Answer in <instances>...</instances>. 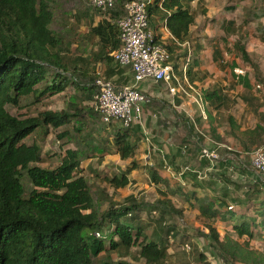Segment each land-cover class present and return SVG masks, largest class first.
Returning a JSON list of instances; mask_svg holds the SVG:
<instances>
[{"label": "trees", "instance_id": "16d2710c", "mask_svg": "<svg viewBox=\"0 0 264 264\" xmlns=\"http://www.w3.org/2000/svg\"><path fill=\"white\" fill-rule=\"evenodd\" d=\"M124 1L114 0L113 8L106 14L109 20L124 15ZM88 3L90 5L89 0ZM226 9L234 10V7ZM146 10L149 23L152 14L164 11L159 20L164 21L174 40L179 43L186 40L190 44L188 60V49H181L174 40L165 43V47L176 72L181 62L187 63L186 75L189 83L194 85L193 78L198 76L193 71L197 62L194 52H199L201 46L197 45L196 38H189L195 18L190 0H151ZM257 13L252 12L250 21L264 16V8ZM109 20L96 26L89 25L85 34V40L96 45L95 51H91V60L104 62L109 67L107 73L101 74L88 67L86 58L61 54L62 38L50 28L53 21L50 0H0V264H94L93 260L107 249L129 254L132 247H137L136 256L144 264H166L171 241L181 233L178 220L182 221L184 210L175 207L168 196L178 195L189 200L194 199L195 194L184 192L176 185L170 187L165 177L151 174L154 183L164 187L163 191L157 192L159 197L155 201L146 202L129 195L122 202L110 201L101 209L93 202L90 185L83 176L81 158L75 150H64L54 168L38 166L40 148L34 142L26 143V139L39 129L48 133V127L56 129L78 122L80 112L43 111L33 117H17L7 110V106L18 108L24 98L31 97L36 102L69 86L74 92L90 94L93 98L97 91L96 79H110L116 69L109 53L117 48L118 38L111 49L107 47L108 33L115 36L117 30ZM257 28H264V24H258ZM237 29L232 20L221 23L222 31L236 33ZM153 42H159L156 35ZM224 50L253 66L252 79L257 80L256 86L262 83L261 74L255 71L256 65L250 62L243 45L235 42L231 49L224 46ZM212 61L221 70L229 71L227 89L214 83L201 90L202 100L216 111L227 112L224 117L229 131L238 132L237 139L244 149L263 147L264 114L260 111L263 105L254 93L250 74L236 73L238 64L224 62L216 46L212 47ZM204 77L199 76V80ZM230 92H235V96L232 97ZM238 100L245 107L241 119L249 112L257 118L253 128L239 131V125L229 112ZM71 107L77 109L74 105ZM107 125L111 126V144L106 140L107 147L115 150L121 160L128 159L139 147L140 128L138 125L122 127L114 121ZM73 131L78 132L79 128L74 125ZM69 136V132L64 131L58 137ZM135 169L131 161L119 176L101 178L112 189H123ZM248 188L250 192L242 199H232V204L225 201H214V204L213 200L198 203L200 214L208 221L213 223L218 218L234 233L233 237L226 232L219 239V233L211 223L206 224L207 238L224 264H264V184ZM151 226L152 232L147 235L146 230ZM198 235L205 236L202 231ZM254 238L258 245L251 243ZM187 239L188 236L180 235V242ZM197 259L199 264H207L201 253ZM99 264L129 263L106 257Z\"/></svg>", "mask_w": 264, "mask_h": 264}, {"label": "rangeland", "instance_id": "374dc122", "mask_svg": "<svg viewBox=\"0 0 264 264\" xmlns=\"http://www.w3.org/2000/svg\"><path fill=\"white\" fill-rule=\"evenodd\" d=\"M190 7L196 18V26H199L203 20L202 16L206 15L205 25L210 23L208 28V35H204V43L206 47H203V52L199 53V57L203 59V65L205 67L212 66V75H215L212 80L217 82L220 87L224 90L227 89L229 81V71L221 70L213 63L211 59L212 46H216L222 53L224 62L235 61L238 64L236 70L238 74L249 73L250 78L254 84V93L262 101L261 112L264 113V35L262 32L264 28L258 29V24H264V16L258 20L250 21L252 12H259L260 9L264 8V0H232V2L226 3L224 0H190ZM234 7V10H228V7ZM50 7L53 11V21L50 28L62 38V52L63 56H69L70 58L78 56L79 58L88 61L89 53L91 51L90 45L85 40V32L87 27L92 23V17L89 14L94 15L96 12L88 3V0H50ZM226 7V8H225ZM261 16V13H257ZM264 14V13H263ZM232 20L237 29L236 33H228L220 30L222 22ZM198 39V37H196ZM212 40H215V44L212 45ZM238 42L243 45L253 65H256L255 71L260 72V78L262 83L259 86L257 80H253L251 74L253 73V66L247 62H243L237 55H230L224 50V46L229 49L232 48L233 44ZM204 46V44H203ZM96 70L98 67L88 66ZM98 70V69H97ZM100 70V69H99ZM178 72V71H177ZM176 72V74H178ZM201 73V72H200ZM197 77V76H196ZM206 86L210 88L213 83L209 81ZM199 80L196 81L195 85H191L197 92H201L203 87ZM185 86V84H183ZM210 86V87H209ZM188 89V87L186 86ZM232 97L235 96V92H230ZM90 96V97H89ZM147 103L144 106L145 112H149V105L151 103L150 95H146ZM76 106L77 109H72L71 106ZM149 108V109H148ZM7 110L10 114L17 117H33L43 111H65L72 113H81V117L78 122H71L65 126L59 128L48 127V133H44L41 129L35 131L26 139V143H36L40 148V162L38 166L43 168H54L56 167L61 158L64 155V150L70 149L75 150L80 158L83 168V176L88 181L92 194L93 202L97 208H104L111 202H122L127 196L133 195L143 198L146 202L155 201L158 196V191L163 190L160 183L153 181L151 174L154 172L161 177H165V166L159 161L158 156H166L165 152L162 154L156 151L155 146L150 145L152 141L149 139L148 143L145 142V147L134 151V153L125 161L117 159L116 162L112 160L114 155L111 147H107L106 140L109 145L111 141L109 139L111 126L108 127L102 123L100 115L95 113L92 107V97L87 94H79L69 86L65 90L54 94L46 95L42 99L34 102L31 97H27L21 100L18 108L7 106ZM244 111V105L239 100L233 106L231 114L236 118L235 120L241 122L244 120L245 124L253 125L254 117L251 114H245L244 118L241 119V114ZM169 121L164 116L160 119L161 124ZM221 121L225 122V117H221ZM149 119L146 121V127L148 128ZM171 123V121H170ZM79 128V131H73V126ZM163 128H166L163 126ZM81 130V131H80ZM64 131H68L70 136L68 138H59ZM184 132V130H183ZM167 146H165L166 148ZM188 147V145H186ZM264 147V146H263ZM165 151V149H163ZM108 155V156H107ZM92 157V158H91ZM105 157V158H103ZM97 158L92 161L89 159ZM165 158V157H164ZM193 159V158H192ZM189 160L185 162L186 165H192L195 160ZM246 168L250 165L248 158H246ZM133 161L136 169L129 174V183L123 189L114 190L107 185L106 182L102 181L101 177H111L112 175L119 176V172L125 169L128 164ZM176 167L179 169V166ZM231 168V172L226 174V169H221L224 175L220 174L219 171L206 172L205 176L200 183L194 177L188 176V182H192L191 186L202 185L210 192L217 193L215 195L222 199L221 201L227 202L226 204H232V199H242L247 192H250L249 186L245 182H236L238 178L233 177L232 173L244 175L253 178L249 172V168L244 171L238 169L233 163H226V168ZM221 168L217 164L216 169ZM215 169V170H216ZM98 174L100 177H98ZM211 174V175H209ZM213 175V176H212ZM202 176V175H201ZM227 176V177H226ZM233 176V175H232ZM168 180V179H167ZM232 182V183H231ZM223 183H231L229 186L231 190L224 191L226 186ZM28 187V186H27ZM258 188V186H256ZM186 192L193 191L195 199L202 201L216 200L207 192L202 190H195L192 187L184 188ZM226 192V193H225ZM229 192V193H227ZM242 196V197H241ZM174 204H182L185 206V212L183 213L184 221H179V230L181 233L173 239L170 246L169 258L166 260V264H199L197 261L198 254L201 253L207 264H224L219 256L217 250H214V245H211L208 238V229L206 224L211 223L204 215L200 214L197 203H189L183 196L172 197L169 196ZM214 204H216L214 202ZM143 218L146 215L142 216ZM143 221H147L143 219ZM212 226L215 227L219 232H223L225 229L224 224L213 222ZM227 225V224H226ZM229 226V225H227ZM153 226L146 230L147 235L152 232ZM202 231L205 236H199L198 233ZM188 236V239L184 242H180V235ZM253 245H258L257 239H253L251 242ZM187 244L189 249H185L183 246ZM108 248V244L106 245ZM129 254L135 256H129L123 252L119 253L115 250H105L101 253L97 259H94V264H99L104 261L106 257L112 261L124 260L129 264H144L142 259L136 256L137 247H132ZM123 253V254H122ZM203 264V263H202ZM228 264V263H227Z\"/></svg>", "mask_w": 264, "mask_h": 264}, {"label": "crops", "instance_id": "0c3cea01", "mask_svg": "<svg viewBox=\"0 0 264 264\" xmlns=\"http://www.w3.org/2000/svg\"><path fill=\"white\" fill-rule=\"evenodd\" d=\"M162 13H164V11H162L159 14H152L150 17L149 25L154 35H156L160 40L164 41L165 43H169L172 41V39L168 38L166 32L163 29L164 21L159 20L160 15H162ZM89 17H92V21H91L92 23L90 24L92 26H96L97 24H101V23L103 24L107 20L99 12L94 15L89 14ZM206 17H207L206 15L202 16L203 20L199 26L195 25L196 18H194V25L191 28L190 35H189L190 39L198 37V39L196 38V43L197 45L201 46V50L199 52H196V53L194 52V56L197 58V62H196L195 67L193 68V71H196L198 73V76L193 79H194V85H195L196 81L199 80V76H202V75L205 76L204 78L199 80L200 82H203L201 83L203 90L208 88V86L206 85L207 83H210L208 82L210 77L211 78L215 77V75H212V72H213L212 66L209 65L205 67L203 65V59L198 56L200 52H203V47H206V44L203 42L205 39L204 35H208V32H209L208 28L210 27V23H207V25H205ZM88 27H87L85 34L88 31ZM220 30H221V25H220ZM108 34H109V45L107 49H111L114 40L117 38V34L115 36L110 33ZM175 43L178 46L180 44L186 43L187 44L186 48L189 51H191L190 44H188L186 40L182 43H179V42L177 43L175 41ZM88 44L90 45V43ZM213 44H215V40H212V45ZM180 47L181 49H184L182 45ZM90 48H91V51H95L96 45L95 46L90 45ZM114 48L115 47H113V49ZM91 51L88 57L89 65L91 67L97 66L98 67L97 68L98 70L96 69L97 73L99 72L101 74L107 73L109 71V67L106 66L104 62L96 60V63H95L93 60H91L92 59ZM112 52L113 51L111 49L109 53L110 56ZM211 59H212V53H211ZM115 66H116V69H114V74L110 77V80L114 83V85L119 88V87H123L125 85L131 84L132 83L131 70L125 67H119L116 64ZM209 81H211V83L213 84L217 83L212 80H209ZM182 88H183L182 91H178L176 94H170L168 92L167 87L162 83L155 84V83L146 81L138 85L137 89L140 92L144 93L145 95H150L151 97V103L149 105L150 109L148 108L150 111V115H149V112L148 113L145 112L146 110L143 108L144 124L142 126L138 125L141 131L138 149L142 148L145 145V142L148 143V140L150 139L152 143H149V144L152 146L154 145L155 146L154 149L156 151H158L161 154L165 152L166 154V156H164L165 158L163 157V155H161V156H158L157 159H158V162L161 161L166 167L165 175H166V180L168 179L167 182L170 187H173L174 185H176V186L181 187L183 191L185 192L186 190L184 188L190 186L192 187V189H194V191L202 190L204 192H207L208 195H211L213 198L216 199L214 201L219 202L222 199H218L219 197L215 196V195H218L217 193H215L214 195V193L210 192L209 190L204 188L202 185H196L197 188L195 186H191L193 183L192 182L189 183L187 177L188 176L194 177L200 183V180H203V178L205 177L203 176V174H205L206 172L212 171V170H213V173H215V171H219L220 174H217L218 176L224 175L221 172V169L223 170L226 169L225 173L228 174V172H231V171L228 169V167L226 168L227 162L229 164L234 162V164L236 165L238 169L244 171L245 169H248L250 166L249 165L248 168H246V162H245L247 160L246 158H248L249 160L248 162L250 163V154L256 148L252 147L249 149H244L240 141L237 139L238 132L235 130L232 132L229 131L230 128L228 126V123L221 121V117L226 116L225 115L227 114L226 111H223L221 109L216 111L212 108L211 105H209L206 102L204 105L198 104L195 101V97H194L195 92L187 89L186 84L185 86H182ZM231 110L232 108L229 109L230 113H231ZM247 114L252 115V113L250 112ZM164 116H166V118L169 119V121L164 122L162 125L160 122V119L163 118ZM253 117H254V122L256 123L257 118L255 116ZM147 119H149L148 128L146 127ZM255 123L253 125H247L245 124L243 120L241 122L238 121L236 124L239 125V129H240L239 131H242L247 128H253ZM163 126L166 128H163ZM186 145H188V147H186ZM165 146L167 147L165 148ZM202 147H206L210 150H216L217 154L219 155V162H217V164H219L221 168L216 169L217 167V164H216V166L213 169L209 170V165H208L207 160L204 158H200V149ZM163 149H165V151H163ZM111 152H113L114 154L112 156V160L114 162H116L117 159L121 160L118 154L115 153V150H112ZM94 159H97V158H93V159L90 158L89 161H92ZM191 159L195 160L194 163L192 162V165H186L185 162H188L189 160L191 161ZM121 161H125V160H121ZM180 162L182 165L179 166V169H178L176 166L180 165ZM185 166H189L192 170L196 171L199 174V176L197 175V173L195 174L192 172H189V173L186 172L180 175L182 169ZM232 175H231L232 178L230 179H233V177L238 178L236 181L238 184L239 182H245L250 185H254V184L259 185V183L256 182L254 177L249 178L245 173L244 175H241L238 173L237 174L232 173ZM231 183L229 184L231 185ZM223 184L226 186V189L224 191L231 190V187L229 186L228 183H223ZM163 190H164V187H163ZM163 190H160V191H163ZM189 193L194 194L193 191H190ZM175 197H179V196L175 195ZM168 198L170 197L168 196ZM183 198H186V197H183ZM186 201H188L189 203L195 202L197 203V206H198V203H200V201L196 200L195 198L189 199V200H187L186 198ZM174 205L177 208L178 207L183 208L184 210L183 213L185 212V206L187 204L185 206L182 204H174ZM183 219H184V216L182 218V221H184ZM215 222L219 223L220 225L224 224L223 227L227 229V230H224L222 233L216 229L217 232L219 233V239H222L224 233L226 232H229V234L231 233L230 235L234 234L230 230V226L226 225L227 224L226 222H221L220 220H218V218L215 220ZM169 252H170V248H168V254Z\"/></svg>", "mask_w": 264, "mask_h": 264}, {"label": "built area", "instance_id": "2783aa9c", "mask_svg": "<svg viewBox=\"0 0 264 264\" xmlns=\"http://www.w3.org/2000/svg\"><path fill=\"white\" fill-rule=\"evenodd\" d=\"M150 1L125 0L122 5L124 15L111 21L106 14L113 8L114 0H89L90 5L116 27L118 46L111 53L114 63L119 67L129 68L132 72V83L119 88L115 87L110 79H96L97 91L92 98V107L98 112L105 125L111 121L122 127L144 124L143 108L147 103V97L137 88L140 83L146 81L164 84L170 94L182 91L183 84H186L189 90L195 92V101L200 105L205 104L201 94L196 92L188 81L187 63L181 62L177 68L180 74H176L165 42L160 39L158 43L153 42L155 35L150 29L146 10ZM163 29L168 38L174 40L165 25ZM181 45L187 47L186 43L179 46ZM190 55L188 50L187 60ZM234 71L237 73L238 70ZM200 158L207 160L209 170L219 162L216 150L206 147L200 149ZM229 170L231 171L232 167ZM186 172L197 173L189 166H185L180 175ZM249 172L259 184H264V147L256 148L251 152ZM197 175L199 176L198 173ZM183 247L189 249L187 244Z\"/></svg>", "mask_w": 264, "mask_h": 264}]
</instances>
